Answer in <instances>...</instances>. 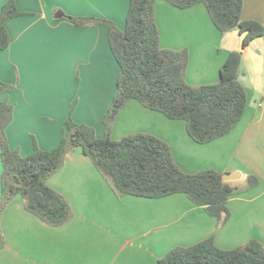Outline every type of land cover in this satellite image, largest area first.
<instances>
[{"label":"crops","instance_id":"crops-1","mask_svg":"<svg viewBox=\"0 0 264 264\" xmlns=\"http://www.w3.org/2000/svg\"><path fill=\"white\" fill-rule=\"evenodd\" d=\"M7 0H0V7ZM128 0H15L24 14L5 26L10 42L0 50V100L13 105L6 128L12 149L26 155L33 140L41 149L56 146L70 115L103 135V114L116 91L119 66L105 23L78 25L69 17L113 21L123 29ZM159 44L188 51L185 80L190 85L219 81L228 52L240 50V33H220L202 3L177 8L155 2ZM241 20L264 22V0H243ZM239 80L245 87V111L227 134L195 142L185 121L129 100L113 122L111 136L149 133L171 148L175 164L186 173L212 168L257 176L259 184L228 200L230 217L217 229L216 219L184 193L161 198L117 197L80 148L47 178L73 210L72 219L50 226L28 212L20 195L1 213L5 244L0 264H159L168 249L213 236L217 247L235 248L249 239L264 246V38L241 50ZM2 164L0 160V175Z\"/></svg>","mask_w":264,"mask_h":264},{"label":"trees","instance_id":"trees-1","mask_svg":"<svg viewBox=\"0 0 264 264\" xmlns=\"http://www.w3.org/2000/svg\"><path fill=\"white\" fill-rule=\"evenodd\" d=\"M123 29L113 21L93 17H69L74 23H105L111 53L119 66L116 91L103 114V135L93 127L75 122L69 115L58 144L41 149L35 140L26 155L9 145L6 128L13 118V105L0 100V217L16 195L25 209L50 226H61L73 217L65 198L47 184V178L64 163L66 154L80 148L105 179L113 193L161 198L184 193L194 204L203 206L216 219L217 229L230 217L227 205L231 196L259 184L257 176L242 180H223L228 174L212 168L194 173L182 171L174 162L171 148L149 133L111 136L117 114L129 100L163 113L170 119L185 121L188 135L197 143H207L229 133L241 119L247 102L245 87L239 80L242 52L231 50L219 70V81L190 85L185 80L188 64L186 48H163L155 20L157 0H128ZM177 8L202 3L220 33L248 30L244 46L252 39L264 38V22L241 20L243 0H165ZM24 14L15 0L0 7V50L10 38L5 21ZM10 85L0 82V91ZM5 239L0 227V248ZM159 264H264V246L256 239L232 248H219L213 236L187 246H174L158 258Z\"/></svg>","mask_w":264,"mask_h":264},{"label":"water","instance_id":"water-1","mask_svg":"<svg viewBox=\"0 0 264 264\" xmlns=\"http://www.w3.org/2000/svg\"><path fill=\"white\" fill-rule=\"evenodd\" d=\"M247 33H248V30H245L242 33H240V38H241V41H240V51L244 47V39H245ZM239 177H240V174L236 172V173H228V174H225V175H223L222 178L225 181H230V180H236Z\"/></svg>","mask_w":264,"mask_h":264},{"label":"rangeland","instance_id":"rangeland-1","mask_svg":"<svg viewBox=\"0 0 264 264\" xmlns=\"http://www.w3.org/2000/svg\"><path fill=\"white\" fill-rule=\"evenodd\" d=\"M63 136V135H62ZM177 246H179V245H177Z\"/></svg>","mask_w":264,"mask_h":264}]
</instances>
